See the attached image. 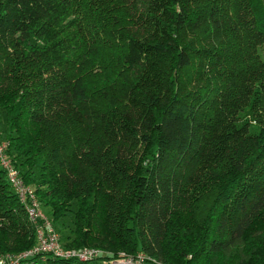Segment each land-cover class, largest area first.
I'll return each mask as SVG.
<instances>
[{
    "label": "trees",
    "instance_id": "trees-1",
    "mask_svg": "<svg viewBox=\"0 0 264 264\" xmlns=\"http://www.w3.org/2000/svg\"><path fill=\"white\" fill-rule=\"evenodd\" d=\"M1 112L67 247L264 264V0H0ZM34 243L0 167V254Z\"/></svg>",
    "mask_w": 264,
    "mask_h": 264
},
{
    "label": "built area",
    "instance_id": "built-area-1",
    "mask_svg": "<svg viewBox=\"0 0 264 264\" xmlns=\"http://www.w3.org/2000/svg\"><path fill=\"white\" fill-rule=\"evenodd\" d=\"M7 148L8 142L1 139L0 167L5 171L11 189L23 204L26 216L34 228L35 243L30 248L20 252L0 254V264H22L40 253L73 259L77 264H148L151 259L143 252H119L114 258H102L104 253L96 247L77 249L65 246L51 220L42 211L35 195L34 186L24 182L13 159L8 155ZM156 264L160 263L157 262Z\"/></svg>",
    "mask_w": 264,
    "mask_h": 264
},
{
    "label": "rangeland",
    "instance_id": "rangeland-1",
    "mask_svg": "<svg viewBox=\"0 0 264 264\" xmlns=\"http://www.w3.org/2000/svg\"><path fill=\"white\" fill-rule=\"evenodd\" d=\"M7 129V125H6V117L4 115L3 112H1V115H0V139H4L3 138V135L5 133ZM2 133V134H1ZM41 206V209L42 211L45 213V215L51 219V211H50V208L45 206V205H40ZM72 212H66L64 214V216L62 218H60L55 224V229L57 230L56 232L59 233V237H60V240L63 244H66L67 241L69 240L68 239V235L71 233V229L73 228L72 226V222H71V218H72ZM52 220V219H51ZM66 246V245H65ZM99 250H101L102 253H105L106 252L100 248H97ZM123 252V251H121ZM9 253V252H8ZM151 261V260H150ZM154 261V260H153ZM151 261L153 264H156L157 262H153ZM160 264H162L161 262H158Z\"/></svg>",
    "mask_w": 264,
    "mask_h": 264
}]
</instances>
